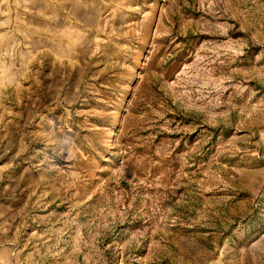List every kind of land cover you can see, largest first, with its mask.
Wrapping results in <instances>:
<instances>
[{
	"label": "rangeland",
	"instance_id": "1",
	"mask_svg": "<svg viewBox=\"0 0 264 264\" xmlns=\"http://www.w3.org/2000/svg\"><path fill=\"white\" fill-rule=\"evenodd\" d=\"M0 264H264V0H0Z\"/></svg>",
	"mask_w": 264,
	"mask_h": 264
}]
</instances>
